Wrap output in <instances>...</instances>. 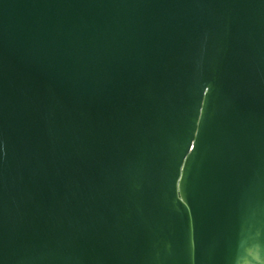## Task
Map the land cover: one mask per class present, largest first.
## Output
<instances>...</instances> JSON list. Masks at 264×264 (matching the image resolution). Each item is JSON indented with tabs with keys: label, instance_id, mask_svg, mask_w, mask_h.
<instances>
[{
	"label": "water",
	"instance_id": "water-1",
	"mask_svg": "<svg viewBox=\"0 0 264 264\" xmlns=\"http://www.w3.org/2000/svg\"><path fill=\"white\" fill-rule=\"evenodd\" d=\"M0 264H264V0H0Z\"/></svg>",
	"mask_w": 264,
	"mask_h": 264
}]
</instances>
